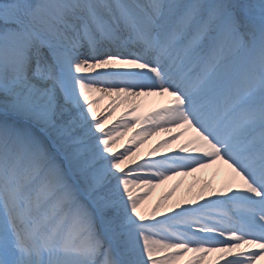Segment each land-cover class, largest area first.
Returning <instances> with one entry per match:
<instances>
[{
	"label": "snow or ice",
	"instance_id": "1",
	"mask_svg": "<svg viewBox=\"0 0 264 264\" xmlns=\"http://www.w3.org/2000/svg\"><path fill=\"white\" fill-rule=\"evenodd\" d=\"M90 93L114 99L98 115ZM165 95L102 127L121 98ZM136 125L133 146L192 135L137 163L132 147L112 150ZM217 161L230 170L219 191L206 182L207 197L141 211L156 182ZM211 252L213 264L264 260V0H0V264H204Z\"/></svg>",
	"mask_w": 264,
	"mask_h": 264
},
{
	"label": "bare ground",
	"instance_id": "2",
	"mask_svg": "<svg viewBox=\"0 0 264 264\" xmlns=\"http://www.w3.org/2000/svg\"><path fill=\"white\" fill-rule=\"evenodd\" d=\"M97 71H99V69H97ZM99 96H103V99H100L99 102L94 105V108L98 115L100 114V112L104 111L107 105L114 99V96H110L107 94L90 93L91 98H96ZM169 99L170 97H168L167 95L163 97L141 96L138 98H133L131 100H123V98H121V100L118 101L119 106L116 108L115 112H113L110 116H107L102 127L107 128L114 123H118L121 116L133 107L134 102L139 103L140 107L136 112H133L132 115H143L161 108ZM127 118L130 119V117ZM139 127V125H136V127L130 129L121 139L114 143L112 145L113 152L123 151L124 147L128 146L132 147L134 152V155L130 157V160H134L137 163H142L144 160H159L165 157L175 156L179 152L180 145L186 142L192 135L191 132H188L183 137H180L177 140L173 141L170 138L177 131H179V129L173 128L169 132L160 130L154 135L148 137L147 140H145L138 146H133L132 144H129V139ZM164 140H169V143L160 144V142ZM158 144H160V147H158L157 152L155 153V155L150 156V150L153 147H156ZM129 166L131 165L129 164ZM229 172L230 170L228 169L227 165L223 164L220 161H217L216 164L211 165L210 167L199 168L195 171L188 172L186 175L181 174L170 176L168 180H165L163 182H156V186L152 189L151 192L147 194L145 203L141 206V211L146 215L150 214L152 207L157 203V201L166 196L167 199L164 201L160 212L166 213L167 208L170 205H174L176 203L183 204L184 200L196 197L202 189L204 191V196L207 197L210 189L205 188L206 182H211V189L219 191L220 188L229 181ZM173 189L175 190L173 191ZM144 191L146 190L140 187L134 189V192L137 194H143ZM169 192H171L170 196H168ZM163 218V216L157 213V219L162 220ZM241 247H244V245H241ZM218 255H220L219 252L209 253L204 260V264H213L215 257H217ZM180 264H184V262L181 261ZM219 264H223V261H220ZM257 264H264V260L258 261Z\"/></svg>",
	"mask_w": 264,
	"mask_h": 264
}]
</instances>
